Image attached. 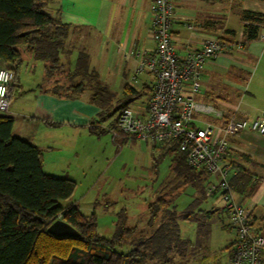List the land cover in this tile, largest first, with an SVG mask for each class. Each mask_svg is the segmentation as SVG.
<instances>
[{
	"label": "crops",
	"instance_id": "obj_1",
	"mask_svg": "<svg viewBox=\"0 0 264 264\" xmlns=\"http://www.w3.org/2000/svg\"><path fill=\"white\" fill-rule=\"evenodd\" d=\"M172 1L176 14L171 40L180 58L199 48L206 38L223 36L236 43L242 36V11L264 13V0ZM150 4L151 0L47 2L44 9L69 26L60 53L61 74L73 70L78 53L85 52L88 68L95 70L109 88L120 87L122 91L126 83L131 84V74L143 54L155 48L151 35ZM188 24L191 27L188 28ZM226 30L234 33H226ZM27 57L28 71L35 73L32 81L27 83L18 77L20 87L10 95L8 112L5 114L13 119L12 134L26 139L41 150L42 168L46 173L74 180L73 173L83 160L79 145L82 141L87 144L96 134L90 128L97 124L98 108L89 101V89L75 99L56 95L53 87L63 85L60 79H47L43 62L37 64L30 54ZM255 60H258V64L263 60L260 68L257 63L253 65ZM65 79L70 80L68 75H65ZM135 81L140 83V88L143 85L151 87L154 80L149 73L143 72L137 75ZM188 89L186 84L184 92L195 101L211 104L221 109L225 116L236 113L238 117L252 119L264 113V25L259 28L258 38L243 46L232 44L215 58L207 60L202 69L199 90L190 93ZM56 91L61 93L62 90ZM197 117L214 120L211 115L200 114ZM228 140L230 161L241 171L251 173L256 186L251 195L240 196L235 192L234 195L250 210L251 224L255 230L264 232V135L246 129ZM235 173L237 171L231 176ZM210 175L207 174L205 190L215 183L209 178ZM192 191L191 197L194 196L193 188ZM217 195V190L206 194L207 198ZM201 208L218 211L215 205ZM226 215L228 223L222 224L228 230L224 255L216 249L210 250L208 239L205 247L198 248L188 264H228L235 233L229 224L227 212ZM261 255L264 264V249Z\"/></svg>",
	"mask_w": 264,
	"mask_h": 264
},
{
	"label": "trees",
	"instance_id": "obj_2",
	"mask_svg": "<svg viewBox=\"0 0 264 264\" xmlns=\"http://www.w3.org/2000/svg\"><path fill=\"white\" fill-rule=\"evenodd\" d=\"M50 1L53 0H0V62L14 73L11 93L20 87L18 77L24 52L43 62L47 79L61 71L60 53L69 26L44 9ZM241 19L244 23L239 44L243 46L258 38L264 13L245 10ZM226 33L234 32L226 30ZM218 39L229 45L235 43L223 36ZM68 76L70 81L79 80L71 82L61 93L54 86V93L75 99L89 89V101L98 108L97 124L90 128L91 132L104 131L98 130V124L113 117L108 125L109 130L116 132L113 140L117 143L128 140L117 127V115L134 98L149 95L151 87L143 85L137 89L126 83L117 95L99 79L95 70L88 68L85 52L78 53ZM12 125V117L0 114V264H188L197 249L205 247L210 220L216 211L200 207L207 198L208 173L190 167L176 141L151 145L160 156L170 157L169 170L174 182L147 206L149 225L158 221L157 225L149 234L134 236L135 228L127 227L125 217L120 214L115 231L106 237L98 233L93 212L82 213L74 202L59 203L71 198L76 182L46 173L41 150L13 135ZM239 169L229 177L230 186L240 196L251 195L256 187L254 177ZM184 185L194 189V196L178 212L174 195ZM58 218L68 222L78 235L57 236L48 232L47 227ZM180 219L195 223L194 241L181 236ZM125 242L131 245L128 251L115 249Z\"/></svg>",
	"mask_w": 264,
	"mask_h": 264
},
{
	"label": "built area",
	"instance_id": "obj_3",
	"mask_svg": "<svg viewBox=\"0 0 264 264\" xmlns=\"http://www.w3.org/2000/svg\"><path fill=\"white\" fill-rule=\"evenodd\" d=\"M150 10L155 48L143 54L131 79L135 81L137 75L147 72L154 81L144 109L133 111L129 106L124 107L117 115V127L129 139L150 145L176 141L190 167L215 176V183L206 194L219 192L229 224L234 229L228 264H262L264 232L252 226L250 210L236 199L229 183V177L238 168L229 159L228 138L246 129L264 135V113L252 119L238 117L236 113L225 116L221 109L187 95L185 85L190 93L197 92L205 62L230 45L217 37L206 38L199 48L180 58L171 40L176 14L173 1L151 0ZM13 79V71L0 67L1 114L8 112ZM200 114L211 115L214 120L199 119L197 115ZM111 133L116 135L115 131Z\"/></svg>",
	"mask_w": 264,
	"mask_h": 264
},
{
	"label": "rangeland",
	"instance_id": "obj_4",
	"mask_svg": "<svg viewBox=\"0 0 264 264\" xmlns=\"http://www.w3.org/2000/svg\"><path fill=\"white\" fill-rule=\"evenodd\" d=\"M239 41L233 44L239 45ZM27 55L24 52L23 66L19 71V77L24 83L32 81L35 73L28 71ZM32 60L37 64L42 63L39 60ZM257 61L255 60L253 65L255 66L257 63L258 68H260L263 60L259 61V64ZM0 67L6 68L7 66L0 64ZM61 71L54 74L51 79H60L59 82L63 85H58L56 88L64 91L67 85L71 82H77L78 78L68 81L65 79V75H69L73 70H68L64 75L61 74ZM130 83L139 88L140 83L138 81L130 78ZM110 89L117 95L120 94V87L111 86ZM147 97V94H142L134 98L129 107L133 111L143 110ZM12 98H16V96H12ZM112 119L113 117H109L102 120L97 128L104 131L93 134L92 139L87 141V144H83L82 141V144L79 145V152L82 153L83 160L81 166L73 173L76 186L71 198L60 200L59 203L64 205L68 202H75L82 213L90 214L93 212L96 216L97 231L100 235L109 237L113 234L120 214L125 217L127 227L135 228L134 236H138L140 233L149 234L158 221L149 225L147 206L174 184L172 181L173 174L169 170L170 157L168 155L160 156L158 150L153 151L150 144L140 140L133 142L127 140L117 143L112 138L111 130L108 129ZM210 176L211 180H216L215 176ZM192 193L190 185L178 188L177 194L174 195V203L178 212L183 211L190 203ZM211 205H215L218 211L210 220L209 232L204 243H207L209 239L210 250L216 249L223 256L225 234L228 230L222 224H227L228 221L219 192L216 197L209 196L200 207L206 208ZM178 222L181 235L194 241L197 236L195 223L183 219ZM130 248L131 245L128 242L115 247L120 252H126Z\"/></svg>",
	"mask_w": 264,
	"mask_h": 264
},
{
	"label": "water",
	"instance_id": "obj_5",
	"mask_svg": "<svg viewBox=\"0 0 264 264\" xmlns=\"http://www.w3.org/2000/svg\"><path fill=\"white\" fill-rule=\"evenodd\" d=\"M48 232L57 236H77L78 232L65 220L56 219L48 227Z\"/></svg>",
	"mask_w": 264,
	"mask_h": 264
}]
</instances>
